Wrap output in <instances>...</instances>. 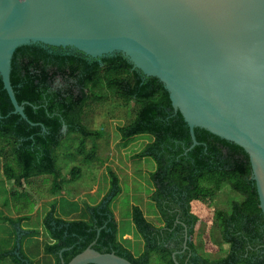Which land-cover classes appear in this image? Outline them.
Here are the masks:
<instances>
[{"label":"trees","instance_id":"obj_1","mask_svg":"<svg viewBox=\"0 0 264 264\" xmlns=\"http://www.w3.org/2000/svg\"><path fill=\"white\" fill-rule=\"evenodd\" d=\"M102 62L100 66L96 60L89 61L83 55L64 56L57 49L39 46H24L16 51L11 82L28 120L14 114L0 77V142L5 178L13 195L23 192L30 180L44 176L53 177L54 195L62 191L65 179L58 162L63 143L74 134L80 136L78 149L83 155L86 140L101 138L102 133L82 126V114L90 98L102 102V92L118 90L122 97L138 105L136 118L128 126L119 128L122 139L128 141L141 135L153 138L137 157L152 158L156 163L152 175L155 192L151 199L164 226H155L139 207H134L133 223L144 240L145 250L136 256L127 249L120 242L111 209L121 188L118 177L110 172L112 190L101 204L86 206L88 219L67 220L71 214L57 215L58 203H54L43 221V228L54 243L45 245L44 254L54 256L56 264L62 263V254L65 264H69L96 242L94 250L102 254L116 253L132 264H151L154 257L159 264H176L175 260L179 264H264V215L248 154L236 144L202 129L195 131L200 145L186 153L192 146L190 129L182 114L174 110L163 84L155 78L144 77L121 55ZM59 80L74 81L77 86L71 85L68 90L61 88V83L53 86ZM65 124L71 127L67 134L62 133ZM91 153L85 156V161L95 159L94 151ZM79 173V167L71 172L73 177ZM225 186L244 199L234 201L230 210L214 214L223 242L229 248L228 254L210 260L198 253L192 239L184 254L177 253L184 249L186 234L192 238L198 222H208L200 213L202 206ZM3 219L17 230L28 217L17 221ZM39 235V231H30L27 238ZM17 237L15 233L13 251ZM204 238L206 252L222 251L220 246H215L212 233ZM24 243L22 238L23 258L35 264L25 255ZM65 249L68 251L63 252ZM13 251H5L0 258L11 257L14 264H23Z\"/></svg>","mask_w":264,"mask_h":264},{"label":"water","instance_id":"obj_2","mask_svg":"<svg viewBox=\"0 0 264 264\" xmlns=\"http://www.w3.org/2000/svg\"><path fill=\"white\" fill-rule=\"evenodd\" d=\"M24 46L121 55L159 80L189 126L186 153L202 129L248 154L264 215V0H0V77L14 114L28 120L11 82ZM17 236L13 254L31 264ZM95 244L69 264H132Z\"/></svg>","mask_w":264,"mask_h":264},{"label":"rangeland","instance_id":"obj_3","mask_svg":"<svg viewBox=\"0 0 264 264\" xmlns=\"http://www.w3.org/2000/svg\"><path fill=\"white\" fill-rule=\"evenodd\" d=\"M102 96V102H89L84 118V124L88 129L102 133V137L97 140H86L83 155L78 149L80 136L74 134L63 143L58 165L65 183L63 190L55 195L52 193L53 177L51 176L34 178L25 185L23 192L13 195V190H10L9 182L4 175L0 142V254L5 250L13 251L15 233L17 235L19 233L17 232L19 228L16 230L3 218L17 221L21 217H30L31 222L23 223L21 228L27 226L29 229H36L40 235L33 240L31 252L25 249L23 251L35 264H56L54 256L44 254L45 245L54 243L43 228V221L49 214L48 211H51L52 206L57 202V215L61 216L62 212H66L71 214L66 218L67 220L88 219L86 206L101 204L112 190L110 172L118 177L121 188L120 194L112 201L111 209L122 244L126 248L128 246L134 254L143 253L145 250L144 240L133 223L134 207H139L145 218L155 226H164V221L151 199L155 192L152 175L156 171V163L152 158L137 157L153 138L150 135H141L124 141L119 132V128L128 126L136 118L138 105L135 101L122 97L118 90L102 92ZM93 151L95 159L92 162L85 161V156L92 154ZM7 152L10 156L9 149ZM75 167L80 168V173L73 177L71 172ZM243 200L231 188L225 186L215 198L202 206L200 213L208 222H198L192 237L196 250L201 256L216 260L228 254L229 248L223 242L214 214L217 211H228L234 201ZM208 233H212L213 242L215 246L222 248L221 252L217 254L206 252L204 236ZM0 264H14V262L11 257L0 258ZM151 264H159L158 258L154 257Z\"/></svg>","mask_w":264,"mask_h":264},{"label":"flooded vegetation","instance_id":"obj_4","mask_svg":"<svg viewBox=\"0 0 264 264\" xmlns=\"http://www.w3.org/2000/svg\"><path fill=\"white\" fill-rule=\"evenodd\" d=\"M44 49L50 50V48H44ZM51 49H53V48H51ZM57 50H58V53H59L60 55H64V56H72V57H77V56H79V57H81V55H83V54L78 53V52H70V51L59 50V49H57ZM83 56L86 57V58H88L89 61H91V60H96L97 62H99V65H100V66L103 65L102 60H104V59H92V58H89V57H87V56H85V55H83ZM105 59H108V58H105ZM60 83L62 84V85H61V88H64L65 90H68V88H69L71 85H76V86H77L76 82H74V81H71V82H70V81H64V80H59V81L56 82V84H54L53 86L60 85ZM86 93L89 95L88 90H86ZM79 98H80L81 100H83V96H80ZM91 101H93L92 98H90L89 102H91ZM89 102L87 103V106H88ZM87 106L85 107V109H84V113L82 114V118H81L82 126L85 127L86 129H88V127L84 124V118H85V115H86V109H87ZM78 129H80V128H78ZM70 130H71V127H69L67 124H65V125L63 126V128H62V133L67 134V133L70 132ZM89 131H91V130H89ZM183 248H184V249H183L182 251L177 252V253L184 254V253L187 251V247H185V245H184Z\"/></svg>","mask_w":264,"mask_h":264},{"label":"crops","instance_id":"obj_5","mask_svg":"<svg viewBox=\"0 0 264 264\" xmlns=\"http://www.w3.org/2000/svg\"><path fill=\"white\" fill-rule=\"evenodd\" d=\"M49 213H50V211H48ZM47 214V213H46ZM30 217H28V220L27 221H24L23 223H29V222H31V220L29 219ZM32 219V218H31ZM22 223V224H23ZM30 231H37L36 229L34 230L33 228H27V226L26 227H23V229L21 228V226L19 227V233H20V236H21V238H25V245H23V249H25L26 251H30L31 252V248H32V242H33V240H35L36 238H34V239H31V238H27V236H28V233L30 232ZM27 238V239H26ZM120 242L121 243H123L121 240H120ZM124 245V244H123ZM125 246V245H124ZM126 247V246H125ZM127 249H130V248H128V246H127ZM6 251V250H5ZM130 251H131V249H130ZM25 253V252H24ZM141 253H138V254H134V255H140ZM26 255V254H25ZM27 256V255H26ZM28 257V256H27ZM31 259V258H30Z\"/></svg>","mask_w":264,"mask_h":264}]
</instances>
